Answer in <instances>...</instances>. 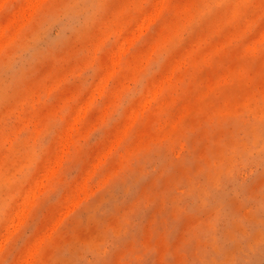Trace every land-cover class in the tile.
<instances>
[{
  "label": "rangeland",
  "instance_id": "1",
  "mask_svg": "<svg viewBox=\"0 0 264 264\" xmlns=\"http://www.w3.org/2000/svg\"><path fill=\"white\" fill-rule=\"evenodd\" d=\"M0 264H264V0H0Z\"/></svg>",
  "mask_w": 264,
  "mask_h": 264
}]
</instances>
